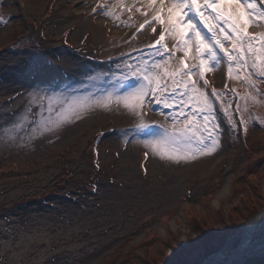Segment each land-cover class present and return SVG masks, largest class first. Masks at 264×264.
I'll return each instance as SVG.
<instances>
[{
    "label": "rangeland",
    "instance_id": "374dc122",
    "mask_svg": "<svg viewBox=\"0 0 264 264\" xmlns=\"http://www.w3.org/2000/svg\"><path fill=\"white\" fill-rule=\"evenodd\" d=\"M116 2L117 0H107L109 6L116 5ZM95 3L97 4V0H0V13L6 14L7 19L6 24H0V46L6 47L13 37L23 31L25 23L22 20V8L27 17L38 18L45 11L47 4H51L56 11L50 19L57 20L58 16L65 18L59 22L57 28H46L47 36L53 38L45 39V43L57 42L64 24L69 25L71 22H74V26L70 39L74 46L78 45L84 33L87 35V45L84 48L88 57L86 60H81L79 55L69 52L60 57L66 82L73 76L80 78L88 70L92 73L115 71L116 65L121 63V53L129 54L131 58L146 55L147 46L151 45L157 36L152 33L151 27L146 26L136 37L130 38V34L146 17L133 8L132 13H122L120 19L127 20L131 15L134 18V26H118V22L109 16L101 15L98 9L92 15L95 19L91 21L87 12ZM126 3L131 6L133 0H126ZM70 6L74 8L75 13L68 16L71 12ZM136 7L144 8L145 0L137 3ZM115 10L119 12L120 8L117 6ZM104 23L123 34L121 39L109 42ZM156 27L159 29V25ZM249 28L251 33L264 32V25L253 24ZM165 42L168 49L174 51V55L165 57L167 63L162 65V69L179 67L183 51L173 49L175 41L171 38L166 37ZM134 49H145V52L133 51ZM23 60V56L17 53L0 57V70L5 68L0 74V125L11 120L13 113L24 107L27 100L25 93L34 87L45 86L38 84L36 78L18 77L24 68ZM133 62L134 59H129V63ZM186 63H197L193 53H189ZM227 74V60H224L210 72H206L204 79L212 82L214 86H221L226 79H231L232 83L234 81L241 85L242 93L252 92L246 83L240 82L243 77L237 79L235 73L231 77ZM55 80L60 82V76H56ZM260 82L264 85V82ZM197 83L199 87L210 92L208 85L204 86L203 80ZM106 86L105 81L96 82L97 88ZM171 88L172 85L169 84V91ZM10 96L13 98L8 99ZM181 99L188 104L184 109L186 114L193 111L194 107L198 108L188 103L187 97H181L177 93L176 101L173 102L177 103V107L171 110L164 108L163 112L179 117L178 101ZM258 99L264 100V96ZM229 101L230 97L227 96L226 106ZM251 105L250 103L249 112L264 117V103H258L255 111L251 110ZM145 107L151 112V116L143 111L144 122L151 126H155L154 122L171 125L172 121L166 120L161 112L153 111L146 105ZM229 107H225L228 112L224 111L222 115L216 104L220 135L217 150L195 160H181L179 163L161 159L140 143L145 137L136 136V129L133 128V125L139 123V118L122 105L97 107L64 130L36 138L28 142L27 146L6 145L0 142V205L5 208L0 210V264H38L47 257L51 259L48 264H144L136 256L138 249L151 256L150 264H163L161 251L171 253L169 242L175 243L176 238L187 240L188 236L195 237L200 232L191 217L198 219L195 223L202 230L210 226L217 229L219 224H222L225 226V239L227 236V239H230L227 245L222 244L218 251L201 264H255V257L262 256L264 250V205L259 206V189L264 191V127L259 124L253 126L249 122L241 142L236 130L238 126L232 127L234 117ZM229 115L231 121L228 119ZM183 118L186 117L180 119ZM247 119L248 114L245 120ZM106 123L115 126L128 125V142L124 140L123 145L117 148L121 132L114 131L104 136L100 146L102 155L99 158L102 165L111 159L110 151L105 149H116L115 161H118L120 170L117 175L122 182L120 188L100 185L96 199L84 207L75 205L71 208L70 202L55 199L53 203L37 207L32 202V208L22 215V219L20 213L13 212L12 209L18 208L17 205V208L14 206L13 200L44 189L56 170L51 159L55 150H62L66 143H72L70 156L81 158L82 149L88 150L89 138L93 132L98 126ZM243 128L245 126L241 125V129ZM227 134H230V140ZM146 151L147 157L144 155L140 158ZM84 160L82 168L89 167L87 157ZM139 162L142 163L145 181L139 171ZM35 164L40 167L34 169ZM226 185L224 194L218 198L217 194ZM184 199L188 201L186 206L181 202ZM257 206V209H252ZM132 209L137 210L136 216L147 215L142 221L146 225L141 229L138 225L134 226L133 231L129 232L131 236L127 238L121 237L115 241L108 239L111 237L112 225L120 220L113 221L116 214H120L122 218L128 217ZM195 211L201 216H196ZM124 221L127 222V219ZM148 228L151 232L145 230ZM142 235H151L155 239L149 246H143L140 245Z\"/></svg>",
    "mask_w": 264,
    "mask_h": 264
},
{
    "label": "snow or ice",
    "instance_id": "6c2138e0",
    "mask_svg": "<svg viewBox=\"0 0 264 264\" xmlns=\"http://www.w3.org/2000/svg\"><path fill=\"white\" fill-rule=\"evenodd\" d=\"M139 2L141 0H133L129 6L126 0H117L116 5L109 6L107 0H97V7L92 11L96 13L99 9L101 15L111 17L118 26L127 27L134 26V18L129 15L127 20H121L122 13H132L135 8L136 12L144 15L146 18L130 38L136 37L146 26L151 27L157 36L147 46V54L131 58L129 54L121 53V63L116 65L115 71L92 73L88 70L80 78L73 76L67 82L63 70L37 63L29 71L38 84L45 86L34 87L25 93L24 107L14 112L11 120L0 125V142L27 146L36 138L64 130L97 107L122 105L139 118V123L133 125L136 136L145 137L140 143L154 155L177 163L209 155L220 144L216 102L222 93L215 89L207 92L197 82L203 80L206 87V72L224 60H227L229 77L234 73L237 79L243 77L242 82L252 89L243 95L232 90L237 100L235 112L248 113L247 120L241 115L239 124L245 126V131L249 122L253 126L259 124L264 127V117L249 112L248 108L250 103H264L258 99L264 93L254 79L264 82V32L248 31L250 25H264V0H145V7L138 8L136 4ZM117 6L119 12L115 10ZM5 16L0 13V24L7 23ZM166 37L175 41V51L184 53L177 68L162 69V65L167 63L165 57L174 55V51L168 49ZM133 51L144 53L145 49ZM190 52L197 60L192 65L186 63ZM129 59L135 62L129 63ZM56 76H60V82H56ZM97 81H105L107 86L97 88ZM169 84L172 85L171 91ZM177 93L187 97L188 103L198 108L194 107L186 114L184 109L188 104L181 99L178 101L179 117L163 112L164 108L171 110L177 107V103H173ZM240 102H243V108ZM229 104L231 106V102ZM145 105L161 112L166 120L172 121L171 125L154 122L155 126H151L144 122ZM224 111L227 113L228 109ZM182 117L186 118L180 119ZM235 126L236 123L232 122V127ZM124 138L128 142L127 133ZM147 155L146 151L145 157Z\"/></svg>",
    "mask_w": 264,
    "mask_h": 264
},
{
    "label": "trees",
    "instance_id": "16d2710c",
    "mask_svg": "<svg viewBox=\"0 0 264 264\" xmlns=\"http://www.w3.org/2000/svg\"><path fill=\"white\" fill-rule=\"evenodd\" d=\"M52 14H53L52 7L50 8V10H48V7H46L45 11L41 15L40 21L27 20L26 25L20 34H17L15 37H13V39L5 45L6 47L0 46V51L27 48L28 58L32 60L31 62L26 61L25 64V75L27 76L32 74L29 71L31 67L35 66L37 63H39V61L41 62L43 61L42 53L46 54V57L48 58H53L54 53L59 51V49L57 48L56 44L53 45L51 43L48 44L45 43L44 42L45 39L33 38L34 35L32 34V32H29L31 33L29 36H19V35H22L25 32L28 24L29 27H32L34 32L36 31L38 32L41 27H43L44 29L46 22L51 23L50 18ZM43 37L48 38L47 34L43 35ZM93 141H94L93 137H90L88 142V150L82 149V156L81 158L76 157L77 159L74 158V156L72 157L70 156L71 151L69 150L70 148L73 147L72 143L69 144L67 143V145H65L62 150L59 151L55 150L52 153L53 157L51 159L55 163V167L58 166L59 167L55 170L53 176L49 179L50 184L45 187L46 190H42L38 193H33L25 196L26 200L37 201V199L41 195H42L41 197L55 196V195L68 194L69 191H75V193H81V195L86 200L88 199V197L93 196L90 192L91 184H92L91 182H93L92 179L93 165L91 164ZM68 151L69 153H67ZM86 157L89 167L82 168L85 162L84 158ZM106 179L108 178L106 177ZM58 189H60V191H57ZM259 196H260L259 199H261L259 206L264 205V191L262 192V190L259 189ZM22 201H23L22 198L13 200L14 206L16 207L17 205L18 207V208L16 207L17 209L15 208L12 209L14 213L24 212V209L21 207ZM186 205L187 204H185V206ZM259 206L254 207L252 209L255 210ZM4 209L5 208H3L2 205H0V210L3 211ZM194 213L196 214V216H201V215H197L196 211ZM22 217L23 216L21 214V219ZM191 219L195 224V227L198 230H200V232L195 237L188 236L187 240H179V238H176L175 243L169 242L171 253L167 254L166 250L161 251L162 253L161 256H163V264H193L199 262L209 253L218 250L221 244L224 243L225 232L223 230L225 229V226L223 227L222 224H219V227H217V229L214 226H210L207 229L202 230V228L195 223L196 221H198V219L194 217H191ZM143 220L144 217L134 218L133 222L131 224H128L127 228L122 230L121 235L124 238L131 236L129 235V232L133 231L134 226L138 225L139 228L141 226L144 227L142 223ZM145 230L151 232V229L149 228ZM142 236L143 238L141 239L142 242L140 243V245L143 244V246H149L151 242L155 239L154 236L151 235H147V236L142 235ZM211 239H213V241ZM136 256L140 258L144 262V264H150L149 258L151 256H149L148 253L143 254L138 249ZM256 259L257 262L255 264H264V255L262 257H257ZM50 261L51 259L47 257L38 264H48L50 263ZM117 264H122V263L118 262ZM134 264L136 263L134 262Z\"/></svg>",
    "mask_w": 264,
    "mask_h": 264
},
{
    "label": "bare ground",
    "instance_id": "6f19581e",
    "mask_svg": "<svg viewBox=\"0 0 264 264\" xmlns=\"http://www.w3.org/2000/svg\"><path fill=\"white\" fill-rule=\"evenodd\" d=\"M226 188H227V185L224 186V187L222 188V190L220 191V193L217 194V197H218V198H220V197L222 196V194H224Z\"/></svg>",
    "mask_w": 264,
    "mask_h": 264
}]
</instances>
